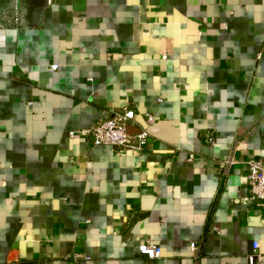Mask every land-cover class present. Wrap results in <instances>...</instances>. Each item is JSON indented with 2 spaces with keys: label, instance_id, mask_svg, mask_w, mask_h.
<instances>
[{
  "label": "crops",
  "instance_id": "obj_1",
  "mask_svg": "<svg viewBox=\"0 0 264 264\" xmlns=\"http://www.w3.org/2000/svg\"><path fill=\"white\" fill-rule=\"evenodd\" d=\"M109 107L141 149L81 134ZM252 159L264 0H0V264H248Z\"/></svg>",
  "mask_w": 264,
  "mask_h": 264
},
{
  "label": "built area",
  "instance_id": "obj_2",
  "mask_svg": "<svg viewBox=\"0 0 264 264\" xmlns=\"http://www.w3.org/2000/svg\"><path fill=\"white\" fill-rule=\"evenodd\" d=\"M57 65L49 67L50 71H56ZM137 116L131 109L124 108L116 110L109 107V115L99 119L90 129L81 132L83 136H91L95 146H111L118 149H141L149 139V134L146 128L138 125ZM145 124L151 126L154 124V119L151 116L145 117ZM128 127H137V133L130 134ZM76 134L71 133L70 136ZM212 142V139H209ZM229 165L236 164V161L231 159ZM247 171L245 181L251 190L250 201H256L259 206L264 208V160L252 159L246 162ZM138 253L148 259H155L161 256L159 246L149 242H142L138 245ZM192 251H197V247L192 244ZM248 264L264 263V255L260 251L258 242L253 243L251 254L247 256Z\"/></svg>",
  "mask_w": 264,
  "mask_h": 264
},
{
  "label": "water",
  "instance_id": "obj_3",
  "mask_svg": "<svg viewBox=\"0 0 264 264\" xmlns=\"http://www.w3.org/2000/svg\"><path fill=\"white\" fill-rule=\"evenodd\" d=\"M128 131L131 132V129L130 130L128 129Z\"/></svg>",
  "mask_w": 264,
  "mask_h": 264
}]
</instances>
